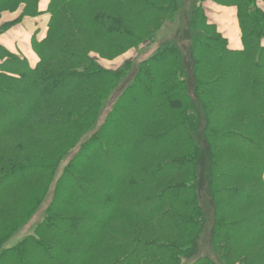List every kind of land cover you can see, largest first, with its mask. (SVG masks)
<instances>
[{"label": "trees", "instance_id": "obj_1", "mask_svg": "<svg viewBox=\"0 0 264 264\" xmlns=\"http://www.w3.org/2000/svg\"><path fill=\"white\" fill-rule=\"evenodd\" d=\"M214 1L237 6L242 50L229 49L203 6L183 11L186 0H50L46 37H33L36 66L0 45V264H181L205 221L195 186L203 146L214 258L191 264H264V10L259 0ZM39 4L0 0V19L19 11L0 33L39 15ZM174 22V38L149 58L102 65ZM121 79L114 108L65 166L34 233L3 247ZM195 101L205 113L197 139Z\"/></svg>", "mask_w": 264, "mask_h": 264}, {"label": "rangeland", "instance_id": "obj_2", "mask_svg": "<svg viewBox=\"0 0 264 264\" xmlns=\"http://www.w3.org/2000/svg\"><path fill=\"white\" fill-rule=\"evenodd\" d=\"M188 2H186L184 10L186 13L188 10L189 12H192V10L194 9V7H196V5H201L203 6L207 19L209 21V23L214 24L216 26L217 32H219L226 40L228 43V47L231 50H242L243 49V40H242V31H241V27H240V23H239V27H240V31H241V42H242V46L239 49H232L229 45V40L227 37H225V35L219 31L217 24L214 22V20H212L210 18L211 12H215L216 14H221L222 11L220 9H216V10H210L209 7L206 5L207 1H211L214 4L218 5L219 7H235V11H236V15H237V19L239 22V17H238V8L235 5H222L217 3L214 0H186ZM259 3V1H258ZM17 13L18 11H5L2 13V16H7V15H13ZM185 15L184 13L181 12V16ZM41 13L39 15L36 16H27L25 18H35L40 16ZM187 16V15H186ZM188 17V16H187ZM50 18V15H49ZM186 18V17H185ZM187 18H186V22H187ZM49 22V20H48ZM184 22V25L182 27V32H183V40H182V45L185 46L186 48L191 47V41L190 36H191V31L188 28V23ZM38 23V21H37ZM47 25V30H46V34L48 31V24L44 23L43 20H41L40 23H38L35 33H36V38L38 40H42L41 38V29L46 28ZM176 25L177 22H174V24L168 23L167 26H165L159 33L158 37L156 38V40L150 42V41H146L143 46L140 48L139 51L133 50L127 52L124 56L117 58L113 61H103L102 65L111 69H120L123 64L125 63V60H132V63L137 64L140 63L141 61L149 58L150 56H152L158 49V47L160 46V43L163 42V40L168 39V40H172L174 38V32L176 29ZM46 34L44 36V38L46 37ZM170 38V39H169ZM121 84V85H120ZM122 79L121 82L117 85V87H115L109 97L103 102L101 109L99 111V115L97 117L96 122L94 123V125L84 134V136L80 139V142L78 143V145L70 152L68 153L67 156L64 157V159L60 162L58 169L56 170V173L54 174L53 177V181L52 184L49 188V191L47 193V195L45 196V198L43 199V201L41 202V204L39 205V207L37 208V210L30 216V218L26 221L25 224H23L21 227H19L17 230H15L11 236L8 238V240L3 244V247L8 248V247H12L16 244H18L19 242H21L22 240H24L26 237H28L29 235H32L34 233V230L36 228V226L43 220V218L46 215V211H47V207L49 206L52 197H53V193L56 187V183L60 177V175L63 173L65 166L67 165V163L69 162V160L78 152V150H80L82 143L84 142H88L89 139L93 136L94 133H96L98 131V129L100 128V126L103 124L104 120L108 117L109 112L114 108V104L116 101V98L118 97V89L120 88V86H122ZM122 88V87H121ZM193 90V88H191ZM241 90V89H240ZM244 93H249L246 89L244 90ZM134 111L136 113L137 116H143L142 109L139 106L138 108L135 107L134 105ZM193 114L195 117V127H193L192 132L193 135L196 137H198V134L200 133L199 130L197 131V125L199 126L200 124H202L205 120V113L203 111V107L200 103H198L197 101L194 102L193 104ZM4 121L0 120V124H2ZM130 124L132 125V122L130 121ZM121 127H126L125 124H122ZM119 129V128H118ZM130 131H132V129H130ZM130 135V139H134L132 136V132L129 133ZM140 147L141 145L138 144ZM207 154L208 151L204 149V146L201 147V150L198 153L197 159H196V163H197V174H196V180H195V186L196 189L198 188L199 193H200V205L205 213V221L203 223V228L200 232V234L189 244L188 248L186 249L184 255L182 256L181 259V264H191L194 260H196L198 257L203 256V255H207V256H211L212 258H214V252H213V245H212V221H213V207H212V201H211V196H210V192H209V175H208V164H207ZM119 170V169H118ZM117 172V171H116ZM231 230L233 229H228V231L231 232ZM39 256H43L40 252Z\"/></svg>", "mask_w": 264, "mask_h": 264}, {"label": "crops", "instance_id": "obj_3", "mask_svg": "<svg viewBox=\"0 0 264 264\" xmlns=\"http://www.w3.org/2000/svg\"><path fill=\"white\" fill-rule=\"evenodd\" d=\"M50 0H40L39 9L41 15L35 18H24L21 22L14 24L9 29L0 33V45L4 46L9 51L25 57L30 66L34 67L39 61L37 53L33 49V37L38 23L43 20L48 24L49 14L47 8ZM210 10L220 9L221 14L211 12L210 18L217 24L219 31L229 40V45L232 49H239L242 46L241 31L237 19L235 7H219L211 1L206 4ZM259 6L264 10V0H259ZM19 13V11H18ZM18 14L2 16L0 26L15 18ZM38 21V23H37ZM47 30V25L44 30L41 29V37L44 38ZM1 63V60H0Z\"/></svg>", "mask_w": 264, "mask_h": 264}]
</instances>
